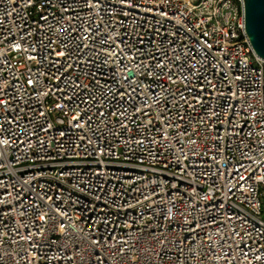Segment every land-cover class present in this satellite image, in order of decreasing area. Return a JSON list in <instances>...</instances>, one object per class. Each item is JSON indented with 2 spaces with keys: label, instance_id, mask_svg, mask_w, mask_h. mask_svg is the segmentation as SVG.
<instances>
[{
  "label": "built area",
  "instance_id": "1",
  "mask_svg": "<svg viewBox=\"0 0 264 264\" xmlns=\"http://www.w3.org/2000/svg\"><path fill=\"white\" fill-rule=\"evenodd\" d=\"M244 2L0 0V264H264Z\"/></svg>",
  "mask_w": 264,
  "mask_h": 264
},
{
  "label": "water",
  "instance_id": "2",
  "mask_svg": "<svg viewBox=\"0 0 264 264\" xmlns=\"http://www.w3.org/2000/svg\"><path fill=\"white\" fill-rule=\"evenodd\" d=\"M245 28L253 49L264 57V0H245Z\"/></svg>",
  "mask_w": 264,
  "mask_h": 264
}]
</instances>
